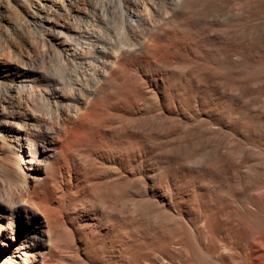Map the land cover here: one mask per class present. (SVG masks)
I'll list each match as a JSON object with an SVG mask.
<instances>
[{"label": "bare ground", "instance_id": "1", "mask_svg": "<svg viewBox=\"0 0 264 264\" xmlns=\"http://www.w3.org/2000/svg\"><path fill=\"white\" fill-rule=\"evenodd\" d=\"M0 264H264V0H0Z\"/></svg>", "mask_w": 264, "mask_h": 264}]
</instances>
